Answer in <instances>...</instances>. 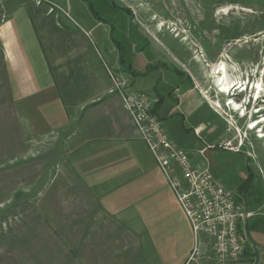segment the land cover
<instances>
[{
  "label": "rangeland",
  "instance_id": "obj_1",
  "mask_svg": "<svg viewBox=\"0 0 264 264\" xmlns=\"http://www.w3.org/2000/svg\"><path fill=\"white\" fill-rule=\"evenodd\" d=\"M92 1L91 7L101 12L104 23L109 24L123 47L121 54L129 58L132 65L140 69L149 60L157 59L163 67L164 64L176 66L190 75L204 97L214 101L218 114L229 124L228 138L242 142L240 154L212 151L216 155L217 171H223L226 188L237 196L234 186L247 177L249 167L254 178L251 198L264 193V139L259 138L264 136V120L258 129H249L250 122L255 124L264 119V92L254 104L249 103L253 101L250 89L247 97L242 94L232 100L233 93L225 96L217 93L206 74L210 67L222 61L231 78L245 83L248 79L251 86L261 81L264 91V0ZM20 2L26 4L28 13L34 11L32 7L37 8V12L30 13L36 21L59 17L63 24L61 31L53 30L54 23L49 20L35 24L50 67L56 68L55 57H70L72 63L81 62L85 52L94 57L87 52L88 43L83 42L82 34L86 32L93 40L101 37L103 45L100 46L114 53L115 45L105 25L95 26L94 31L89 32L94 20L81 0H42L39 5L37 0ZM65 31L67 46L62 38ZM104 61L107 62L105 58ZM112 77L127 85L120 77ZM127 78L131 80L130 74ZM5 79V72L0 70V264H155L150 246L143 243L142 229L133 226L135 223L114 220L99 211L90 193L75 180L67 165L62 164L65 157L59 145L63 143V135L57 132L58 123L49 127V119L43 122L38 151L33 149L31 137L27 135L25 158H22V152L17 149V121L13 119L9 131L4 126L6 100L10 99L7 91H10L9 96L12 92ZM179 80L175 73L168 79L171 83ZM145 82L152 83L150 79ZM113 85L111 79L109 91ZM230 100L239 105L240 111L225 108L224 104ZM242 103H249L248 113ZM10 108L13 117L11 103ZM258 110L259 113L253 115ZM243 113L246 116L241 119ZM23 159H26V167L19 168ZM33 159L35 166L30 164ZM40 170L41 185L36 184L34 191L33 176L38 177ZM263 204L259 209L264 210ZM249 239L256 246L251 258L232 264H264V236L252 233ZM51 253V258L45 259ZM196 258L198 256H192L189 264H224L213 258Z\"/></svg>",
  "mask_w": 264,
  "mask_h": 264
},
{
  "label": "crops",
  "instance_id": "obj_2",
  "mask_svg": "<svg viewBox=\"0 0 264 264\" xmlns=\"http://www.w3.org/2000/svg\"><path fill=\"white\" fill-rule=\"evenodd\" d=\"M20 1L0 2V70L5 72V84L12 89L10 96L7 91L10 99L6 100V113L3 111L6 114L4 126L9 131L13 119L17 121L18 152L25 158L27 135L31 137L33 149L38 151L43 138V122L49 119V127L58 123L57 132L63 135V143L59 145L65 157L62 164L67 165L75 180L90 193L99 211L114 220L135 223L133 226L142 229L143 243L150 246L155 264H189L194 248L190 224L136 127L122 109L120 98L109 93L110 76L125 80L127 92L146 93L171 142L195 162L205 163L214 181L229 190L221 174L223 171H217L216 155L212 153L220 152L215 149L218 144L232 140L227 136V120L218 114L214 101L197 89L190 75L176 66L168 67L163 63V67L156 59L137 69L125 55V63H121L116 37L114 35L113 41L109 30L114 53L100 46L103 45L101 37L93 40L86 32L82 34L85 36L83 42L88 43L87 52L94 57L85 52V58L79 63H72L70 57H55L56 68L50 67L35 24L49 20L54 23L55 31H61L63 24L59 17H43L36 21L30 13L37 12V8L32 7L34 11L28 13L26 4ZM92 19L95 22L92 21L89 32L102 24L107 27L104 22ZM63 34L67 46L66 31ZM50 41L55 42V39ZM172 73L180 78L178 82L168 81ZM147 79L152 83L147 84ZM10 103L13 117L9 112ZM24 160L19 168L26 167ZM32 163L35 166L36 160L30 161ZM37 176L32 180L34 191L36 184L41 185V170ZM246 179L234 186L238 205L251 213L245 223L246 232L248 237L252 233L264 236V210L259 209L264 203V193L259 192V197L251 198L253 182L244 189ZM37 191L40 192L39 187ZM255 224L258 226L251 229ZM201 236L202 241L208 242L204 235ZM250 242L254 244V251L247 250L245 258L249 259L256 248L254 241ZM51 255L45 259H50ZM209 258L212 260L211 253L201 252L196 259Z\"/></svg>",
  "mask_w": 264,
  "mask_h": 264
},
{
  "label": "built area",
  "instance_id": "obj_3",
  "mask_svg": "<svg viewBox=\"0 0 264 264\" xmlns=\"http://www.w3.org/2000/svg\"><path fill=\"white\" fill-rule=\"evenodd\" d=\"M41 1L37 0L36 4ZM111 79L114 85L109 93H116L120 98L122 109L136 127L190 224L194 237L192 256L208 252L220 263L242 261L247 250L254 247L245 228L251 213L238 205L232 191L214 181L205 163L195 162L171 142L149 96L127 92L126 84L112 76ZM241 147V141L228 140L215 149L239 153ZM201 235L208 242L202 241Z\"/></svg>",
  "mask_w": 264,
  "mask_h": 264
},
{
  "label": "bare ground",
  "instance_id": "obj_4",
  "mask_svg": "<svg viewBox=\"0 0 264 264\" xmlns=\"http://www.w3.org/2000/svg\"><path fill=\"white\" fill-rule=\"evenodd\" d=\"M206 74L208 75V78L212 80V84L214 89H216V92L219 94H222L223 96L230 94L232 91L236 93L237 92H241V91H248V89L251 90L252 94V100L253 97L255 98V102L256 100L259 99V95L264 92L263 91V86L261 81H259L257 84L255 85H250L248 84V86L250 85L251 87L248 89H241V87H244V84H242V81H239L238 79H233L231 78L227 66L224 62H219L217 64H215L214 66L210 67L208 69V71H206ZM232 75V74H231ZM248 82V81H247ZM261 99V98H260ZM259 99V100H260ZM229 102V101H228ZM229 110L231 112H238L240 111L239 105L235 104L234 101L230 100V102L226 105ZM243 112V111H242ZM264 119H260L259 121H256L255 124H253V121L249 123V129L252 131L254 129H258L259 125L263 124L262 121ZM261 123H257L260 122ZM261 133V132H258ZM260 139H264V136H260Z\"/></svg>",
  "mask_w": 264,
  "mask_h": 264
},
{
  "label": "trees",
  "instance_id": "obj_5",
  "mask_svg": "<svg viewBox=\"0 0 264 264\" xmlns=\"http://www.w3.org/2000/svg\"><path fill=\"white\" fill-rule=\"evenodd\" d=\"M99 8V10H101L100 9V7H98ZM89 10H90V12H91V14L93 15V17L95 18V19H97V20H99V18L97 17L98 16V14L96 15L95 13H94V11H96L95 10V8L94 7H89ZM96 12H98V11H96ZM114 32H113V30L111 31V39L114 41L115 40V37H114V35L115 34H113ZM117 38V37H116ZM116 46H117V48H119V51H120V53L122 52L123 53V47L117 42V39H116ZM120 61H121V63H125V58H124V56H123V54H121V56H120ZM248 168V176H247V179H246V181H245V183H244V189L245 188H247V185L248 184H250L251 182H253V174H252V172H251V169L249 168V167H247ZM257 226H258V224H257ZM256 226V224L254 225V227L252 226V227H250L251 229H254V228H256L257 227Z\"/></svg>",
  "mask_w": 264,
  "mask_h": 264
},
{
  "label": "flooded vegetation",
  "instance_id": "obj_6",
  "mask_svg": "<svg viewBox=\"0 0 264 264\" xmlns=\"http://www.w3.org/2000/svg\"><path fill=\"white\" fill-rule=\"evenodd\" d=\"M83 3H85L86 4V7H87V9H88V12L90 13V15L93 17V15L91 14V12H90V10H89V7L90 6H92V3H93V1L92 0H81ZM98 13V18H99V20L101 21V22H105L106 20L105 19H103V18H101L102 17V15H100L101 14V12H97ZM105 20V21H104ZM107 23V22H106ZM105 23V24H106ZM107 25V24H106ZM109 25V24H108ZM107 25V28H108V30L109 31H111V28L109 27ZM118 49V48H117ZM262 83V82H261ZM243 84H244V87H241V89L243 88V89H248L249 87H251L250 85L248 86V84H249V81L247 82L246 81V83H245V81H243ZM262 85H263V83H262ZM248 87V88H247ZM248 92H249V89H248ZM231 93H233V94H231L230 96L232 97L231 99L233 100V99H235V97H239V95H244L245 94V96L247 97V95L249 94V93H247V91H241V92H237L236 91V93L235 92H231ZM260 96H262V95H260ZM263 96H264V94H263ZM251 98V97H250ZM255 99H253V101H251V102H255L254 101ZM256 102H258V101H256ZM264 103V102H263ZM264 111V110H263Z\"/></svg>",
  "mask_w": 264,
  "mask_h": 264
},
{
  "label": "clouds",
  "instance_id": "obj_7",
  "mask_svg": "<svg viewBox=\"0 0 264 264\" xmlns=\"http://www.w3.org/2000/svg\"><path fill=\"white\" fill-rule=\"evenodd\" d=\"M247 81H248V79H247ZM242 83H243V82H242ZM249 103H255V102H249ZM249 103H248V104L242 103V105L244 104V105H243V108L245 109V111H246V109H247L246 107L249 105ZM246 112L248 113V111H246ZM258 113H259V110L256 111V112H254L253 115H254V114H258ZM245 116H246V115L243 113L242 116H241V119L244 118ZM255 122H256V121H255Z\"/></svg>",
  "mask_w": 264,
  "mask_h": 264
}]
</instances>
